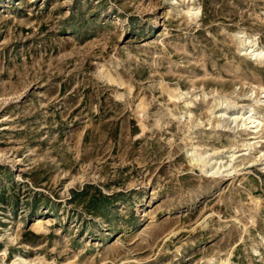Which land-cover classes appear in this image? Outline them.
Instances as JSON below:
<instances>
[{
    "label": "rangeland",
    "instance_id": "374dc122",
    "mask_svg": "<svg viewBox=\"0 0 264 264\" xmlns=\"http://www.w3.org/2000/svg\"><path fill=\"white\" fill-rule=\"evenodd\" d=\"M242 38L264 0H0V264H264Z\"/></svg>",
    "mask_w": 264,
    "mask_h": 264
},
{
    "label": "bare ground",
    "instance_id": "6f19581e",
    "mask_svg": "<svg viewBox=\"0 0 264 264\" xmlns=\"http://www.w3.org/2000/svg\"><path fill=\"white\" fill-rule=\"evenodd\" d=\"M186 13L192 17H196L199 14V9L197 7L196 8L190 7L186 10ZM255 45L256 43L252 42V40H247L246 38H242L240 40V51H243V52L248 51L250 55L264 61V49L257 48ZM260 94L261 95L259 97H256L255 91L252 90L249 96L253 95L254 104L259 103L260 105H264V87L260 88ZM170 95H171V98L173 99H180V97L182 96L176 90H173ZM184 104L188 105L189 102L184 101ZM222 105L224 108L225 107H236L237 108L235 104H231L227 100H223L220 103L217 102L216 107L218 106L221 107ZM224 108L222 109L220 108L221 113L225 112L223 110ZM257 114L258 113L250 105L247 107L242 106L240 108H237V112L232 116V121L240 122L238 126H240L241 129L242 128L249 129L252 131L251 133L254 134V133H257L258 128L261 125V121H259L260 117L258 118ZM234 156H235V153L233 152L230 155L231 159H233ZM218 160H220V157H216L215 155H212V154L205 155V154L196 153L195 150L191 151L190 161L195 163L197 167L199 166L201 170L205 171L206 173L210 172L211 174H216L219 171L218 166H216L218 164ZM207 166H209V170L207 169Z\"/></svg>",
    "mask_w": 264,
    "mask_h": 264
}]
</instances>
